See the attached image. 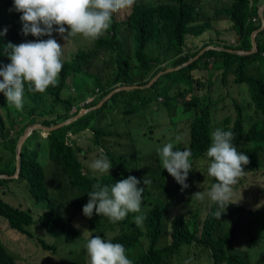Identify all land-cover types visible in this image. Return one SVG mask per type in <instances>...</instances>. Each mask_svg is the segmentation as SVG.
Segmentation results:
<instances>
[{
	"label": "trees",
	"instance_id": "1",
	"mask_svg": "<svg viewBox=\"0 0 264 264\" xmlns=\"http://www.w3.org/2000/svg\"><path fill=\"white\" fill-rule=\"evenodd\" d=\"M233 1L230 7L216 11V16L224 17L231 23L230 30L235 33L232 44L210 45L217 48L206 51L189 66L160 77L151 88L116 93L100 108L89 111L75 122L47 132L46 137L41 135L43 131H34L23 146L21 174L12 180H0V188L16 182L36 202L48 203L50 209L40 216L38 225L52 237L64 238L68 243L83 239V236L90 238L99 235L105 240L109 237L111 242L124 245L126 255L134 264H171L174 256L198 235L199 214L205 210L207 203L212 202L206 201V193L215 180L207 175L208 161L205 154L211 145L210 134L215 129L232 131L233 144L238 151L249 157V164L243 166L245 174L233 185L234 196L229 205L232 206L239 194L245 191L251 194L254 201L263 199L262 177L251 176L264 168V30L256 37L257 53L243 55L227 49L244 52L252 50L251 35L262 27L258 11L264 0ZM200 5L201 0H167L161 5L135 0L134 5L122 15L118 12L113 15L110 28L98 39L92 40L90 47L83 44L67 60L62 58L63 68L56 86H50L43 93H29L26 86L22 109L8 106L6 97L0 93V148L10 154L4 160L8 168L1 170L0 176L16 174L17 143L29 126H58L84 109L95 108L119 87L147 85L160 72L170 68L166 57L171 53L179 55L172 63L174 68L209 47L205 46L192 55H184L183 51L190 39L203 36L215 22L209 23L211 19L202 17L199 13ZM21 15L14 10V0H0V32L5 28L8 30L6 36H0V65L10 63L3 52L9 42L19 45L50 38L23 35ZM77 36L68 41L87 40ZM51 38L58 43L66 41L55 31ZM102 59L108 60L111 72H93ZM195 71H205L209 76L202 81L195 77ZM214 74L219 82L217 86L210 82ZM69 78H72V86L68 85ZM235 92L243 98L239 99ZM92 93L94 98L87 104ZM245 94L248 98H245ZM4 107L12 110L4 112ZM140 111L149 117V121L154 124L153 128L166 126L168 131L176 124L175 117L182 114L191 116L179 126L180 129L172 138L163 137L159 146L161 148L169 140L174 143V150L187 149L191 152L192 171L188 174L186 189L182 190L181 185L162 168L160 158L155 164L147 163L142 167L131 163L135 154L119 149L125 148L124 134L131 135L129 145L133 147L137 135L129 130L132 123L129 116L138 115ZM106 113L114 114L112 128L102 125ZM47 114L52 117L51 120L43 119ZM119 116L124 121L125 130L120 128ZM89 133L94 137L93 144L97 149L88 147L92 155L85 158L86 166L78 157L79 154L85 155V150L72 138L82 134L87 136ZM177 135L183 136V142L175 143ZM110 137L115 140L105 144V139ZM39 139L41 142H37ZM46 147L50 164L54 168L56 185L61 187V195L58 197L50 194L46 171L39 160L41 151ZM105 153L109 161L115 155L119 156V166L116 167L118 171L104 181L105 185L110 186L115 181L127 179L130 174L140 179L145 198L142 226L129 220L128 215L105 230L101 218L98 219L95 214L91 218L84 216L83 206L89 200L88 193L93 190L94 184L103 179L93 175L90 164ZM155 154L157 149L148 155L150 157ZM145 177L151 181L147 185L143 183ZM188 191L191 199L183 194ZM196 192L205 193L204 198L193 199ZM246 199L245 213L250 211L249 215H252L258 212L252 200ZM217 210L218 205L212 202L203 222L209 231L218 235L220 244L226 250L230 234L239 236L243 223L235 224L230 233L219 220L221 217L214 215ZM0 215L12 229L32 237L28 231L30 226L35 225L31 210L13 207L0 199ZM136 215L132 213L133 217ZM241 221L234 220L235 223ZM249 227L254 232L257 222L252 221ZM85 230L88 232L83 235ZM41 244L45 249L57 252L54 246L46 247L43 242ZM226 254L217 252V262H224L228 256L229 264H248L246 253L241 254L237 250L234 253L227 251ZM73 255L74 250H69L64 264H81L80 259ZM0 264H14L1 244Z\"/></svg>",
	"mask_w": 264,
	"mask_h": 264
},
{
	"label": "clouds",
	"instance_id": "2",
	"mask_svg": "<svg viewBox=\"0 0 264 264\" xmlns=\"http://www.w3.org/2000/svg\"><path fill=\"white\" fill-rule=\"evenodd\" d=\"M134 3L135 0H14V10L22 13L20 19L23 25V35L50 38L37 39L35 42L29 41L19 45L9 42L4 46L3 52L10 63L0 65V93L6 97L8 106L22 109L26 86L29 93H43L50 86L57 85L63 68V47L51 38L54 31L66 41L77 35L90 40L98 39L110 28L113 15L120 10L131 8ZM7 31L5 28L3 32H0V36H6ZM219 48L222 49V47ZM171 68L173 67L168 69ZM210 136L211 145L205 154L208 161L207 175L214 178L215 183L211 185L206 195L218 205V210L214 215L221 217L219 220L230 230L229 225L224 221H228L226 214L234 196L233 185L238 182L239 177L245 174L243 166L249 164V157L238 151L233 144L234 133L232 131L217 128L211 132ZM181 142H183V136L177 135L175 143ZM157 153L162 168L181 185L182 190L186 189L188 174L192 171L191 152L187 149L174 150V143L168 140V143L157 149ZM112 167L106 156H100L91 162L90 168L94 171V176L98 175L97 177L101 178L99 177L101 174L109 175L92 186L93 190L88 193L89 200L83 206L84 216L91 218L95 214L98 219H102L105 230H109L113 223L124 220L128 215L129 220L137 226H142L145 219L143 215L145 198L144 187L140 179L130 174L127 179L115 181L110 186L105 185L104 181L113 177L118 171V168ZM150 182L149 179L144 178V185ZM183 194L191 199L190 191ZM204 195L203 192H196L192 198L201 200ZM45 204L47 205L46 211H48L50 205ZM249 212L238 217L236 220L243 221L233 222L232 227L235 224H244L251 218V222H257V227L254 232L251 230L249 239H255L259 221L253 219V215L257 212L252 215H249ZM132 213L138 215L133 217ZM204 219L198 223V235L187 246L196 243L201 251L209 252L213 264H229L228 256L224 262H217L215 254L217 252L226 254L227 250L220 244L218 235L207 229V225L203 222ZM87 232L85 230L83 235ZM233 237L239 238L231 234L229 242ZM108 239L109 237H106V241L99 235L90 238L83 236L89 264H134L126 255L123 244L113 243ZM261 264H264V261Z\"/></svg>",
	"mask_w": 264,
	"mask_h": 264
},
{
	"label": "rangeland",
	"instance_id": "3",
	"mask_svg": "<svg viewBox=\"0 0 264 264\" xmlns=\"http://www.w3.org/2000/svg\"><path fill=\"white\" fill-rule=\"evenodd\" d=\"M152 5H161L167 2V0H146ZM143 0H139V3H142ZM233 0H201V5L199 7V13L202 14L204 19H211L209 23L215 21L212 24V28L207 30L206 33L198 38H192L187 42V45L184 47V55H192L197 50L210 45H217L218 43L232 44L235 40V33L230 30L231 23L226 18H219L216 16V11L226 9L233 4ZM126 9L120 10L118 13L122 15ZM78 37V36H76ZM62 48V58L67 60L71 54L76 53L83 44L87 46L92 45V40L87 39L83 41L81 39H73L71 41H64L59 43ZM179 55L176 53H171L166 59L168 60V64L172 67V63ZM112 70L111 65L108 60L104 61L103 59L99 62V64L95 67L93 72H99L101 74H105ZM196 78H201L204 81L208 78L209 74L205 71H195L193 72ZM58 81L60 79L58 78ZM211 83H215V86L219 84L217 80V76L214 74ZM68 85L72 86V78L68 79ZM134 91V90H132ZM236 96L239 99H242L243 96L235 92ZM94 98V94L92 93L87 99V104H89ZM245 98H248V95L245 94ZM99 105V104H98ZM81 107H85L82 105ZM100 108V107H99ZM4 112L8 110H12L9 107L2 108ZM114 115V114H113ZM113 115L111 113H106L103 116L102 125L105 128H108L111 125ZM123 117L124 114L122 113ZM191 117V116H190ZM189 114H182L179 117L174 118L175 125H172L171 130L168 131L166 126L161 128H153L154 124L149 121V117L144 115L143 111H140L138 115L129 116V121L132 122L129 126V129L133 135H137L133 144V147L129 145V138L131 135L124 134V147L119 148L123 151H129L135 154V158L131 159V163L135 165H140L144 167L147 163L155 164L158 159V153L150 156L148 154L154 153L156 149L161 145V139L172 138L175 133L180 129L179 126H182L185 120H189ZM44 120H51L52 117L48 114L43 118ZM41 119V120H43ZM118 123L120 124V128L126 129L124 125V121L122 122L121 117L119 116ZM20 127V124H17ZM28 129V128H27ZM26 129V130H27ZM26 132V131H25ZM153 132V133H151ZM43 137L47 136V132L41 134ZM77 142L78 146L85 150V155L79 154L78 157L85 162L87 166L86 157H91V153L88 151V147L92 149H97V146H94V137L91 133L87 136L84 134L75 136L72 138ZM43 139L42 141H44ZM115 138L110 137L105 139L108 145L109 142L114 141ZM37 142H41L39 139ZM168 143V140L163 143ZM100 156H106L107 154H100ZM10 157V154L7 151H3L0 148V171L3 169H7L8 166L4 162L6 158ZM108 158V157H107ZM40 162L46 170L47 173V188L50 194L54 197H58L61 192V187L56 185V176L55 172L50 164L49 160V150L48 148H44L41 151ZM89 160V159H88ZM112 164V168L119 166V156L115 155L113 159L110 161ZM92 172H94L92 170ZM109 174H101L99 177H107ZM261 176L264 181V168L257 170L256 173L251 176L257 177ZM249 190V189H247ZM250 198L252 203L254 204V209L258 210L257 213L253 215V219L259 221V227L256 230V238L249 239L251 236V230L249 224L251 222V218L247 220L244 224L241 225L243 230L241 231L239 238L233 237L232 240L226 245V250L234 253L235 251H239V253L248 256V264H261L264 261V198L258 199L254 201L251 197V194L248 191L241 192L238 198L233 202V205L227 212L228 221H224L231 231L232 224L234 220L238 217L245 214L247 199ZM0 199L16 208H22L24 210H31L35 225H32L28 228V231L32 234V237L22 235L15 230H12L7 221L0 215V244L4 247L6 252L12 257L14 260V264H64L66 259L68 258L69 250H74V257L80 259L81 264H89V257L87 255V251L85 248V244L83 239H79L74 243H66L63 238H55L49 235L46 230L38 225L40 216L47 210V205L45 203L36 202L31 194H27L24 189L20 188L16 182L5 184L4 188H0ZM206 201H211L209 197H207ZM210 204L207 203V207L204 211L199 214L198 220H203L208 213ZM145 207V204H144ZM141 210L143 208L141 207ZM197 219V217L194 216ZM231 233V232H230ZM111 235V232H110ZM231 235V234H230ZM41 242L45 243L46 247L54 246L57 252H54L49 249H45ZM86 243V242H85ZM171 264H213L212 258L209 255L208 251H201V248L194 243L191 246L183 247L179 254L174 256Z\"/></svg>",
	"mask_w": 264,
	"mask_h": 264
},
{
	"label": "water",
	"instance_id": "4",
	"mask_svg": "<svg viewBox=\"0 0 264 264\" xmlns=\"http://www.w3.org/2000/svg\"><path fill=\"white\" fill-rule=\"evenodd\" d=\"M259 17L262 21V27L259 30H256L252 33L251 35V41H252V50L248 51V52H244V51H233V50H229L227 49V51L229 52H234V53H239V54H243V55H251V54H255L258 52V43L256 40V37L258 36V34L264 30V4L259 8ZM215 49L214 47H207L205 48L203 51H201L196 57L190 59L188 62L184 63L183 65H181L180 67L177 68H171V69H167L165 71L160 72L156 77H154L147 85L145 86H139V85H134V86H122L119 87L115 90H113L109 95H107L104 99H102L99 103V105H97L95 108H92L90 110L88 109H84L82 110L78 115H76L75 117L69 119L68 121L58 125V126H54V127H46L43 126L41 124H35L32 126H29L28 129L26 130V132L24 133V135L20 138L19 142L17 143V148H16V174L13 176H0V180L2 179H6V180H12L17 178L22 171V166H21V158H22V150H23V146L26 143V141L28 140V138L33 134L34 131L39 130V131H43V132H51L55 129H59L63 126H66L72 122H75L76 120H78L79 118L83 117L86 113H88L89 111H93L95 109H98L99 107L103 106L104 103H106L108 100H110L112 98V96L116 93L119 92H124V91H132V90H138V89H149L151 88L154 83L162 76L171 73V72H175L178 71L184 67L189 66L190 64L194 63L200 56H202L206 51L208 50H213ZM221 50H225V49H221Z\"/></svg>",
	"mask_w": 264,
	"mask_h": 264
}]
</instances>
